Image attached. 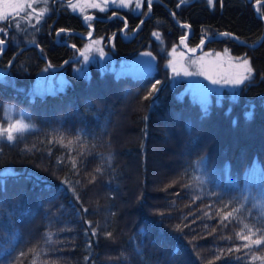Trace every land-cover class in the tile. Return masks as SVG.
Wrapping results in <instances>:
<instances>
[{
    "label": "trees",
    "instance_id": "obj_1",
    "mask_svg": "<svg viewBox=\"0 0 264 264\" xmlns=\"http://www.w3.org/2000/svg\"><path fill=\"white\" fill-rule=\"evenodd\" d=\"M256 1L223 0L221 7V0L213 6L192 0L178 7L177 0H152V13L131 39L122 34L120 17L91 19L94 36L103 37L116 57L150 50L156 69L116 73L91 62L83 74L79 57L62 66L64 87L44 94L32 90L37 74L48 67L37 46L20 50L9 67L14 52L37 41L59 67L78 56L59 40L81 47L86 38L80 33L90 28L65 1L60 15L53 11L39 28L3 26L7 38L4 32L0 37L9 48L0 67L9 69L0 74V130L10 124L8 103L27 109L31 123L13 133L14 141L0 138V264H264L252 260L264 256V245L243 249L238 235L251 231L258 238L264 202L223 187L232 181L242 187L255 161L264 176V36L257 46L218 37L230 32L258 42L264 0L255 6ZM184 23L192 28L189 46L217 36L205 49L245 55L254 69L252 80L234 95L212 93L207 115L183 92L185 80L172 82L166 68L169 55L162 44L166 50L177 44ZM60 29L65 31L57 35ZM156 81L161 83L155 102L144 99ZM229 211L233 215L224 219ZM237 247L241 251H228Z\"/></svg>",
    "mask_w": 264,
    "mask_h": 264
},
{
    "label": "rangeland",
    "instance_id": "obj_2",
    "mask_svg": "<svg viewBox=\"0 0 264 264\" xmlns=\"http://www.w3.org/2000/svg\"><path fill=\"white\" fill-rule=\"evenodd\" d=\"M146 1L149 2V0ZM188 1L190 0H177V6L179 7L180 5H182L183 3H187ZM7 2L16 3L20 2V0H7ZM23 2L25 3V7L21 11L20 17L15 18V20L10 17V21H0V27L1 25L2 27L3 25L6 26L5 24L7 23L8 27H11L15 30H33L36 27L39 28L40 26H42L44 21L47 19L46 17L49 16L50 13H52V0H23ZM121 2L122 0H115V3H113V0H70L69 6H76L75 12L80 13L83 16V20L86 24H90L91 19L86 21L84 17H89L88 14L94 13L93 10H107L109 7L115 6L117 8L129 10L134 13L143 12L144 0H131V8L120 7ZM124 2L127 3L128 0H124ZM137 2L140 3L141 7L140 9L135 10V4ZM214 2L215 0H212V3L208 4L210 6H213ZM3 4L4 0H0V11L3 10ZM93 5H96V7H93ZM71 10L73 9L71 8ZM29 13L31 14L30 19L25 20V17L28 16ZM37 16H40L39 23H37L36 20ZM15 22H18L20 24L19 28H15L14 26H12ZM191 29L192 28L190 26L188 28H185V32L182 36L184 37L183 45H181L179 40V42L175 44L172 48L166 50L164 45L162 44L163 50L166 51L169 55V58H167L168 60L166 66H168L167 68L169 69L172 82L184 79L186 85L184 87L183 92L188 91L203 106L204 100L206 99L208 107V104L211 102L212 93L222 94L224 91H230V93L234 95L242 86H232L223 83L212 84L211 80H209L208 77H211L213 80L219 81L234 79L242 71V69L238 67L242 59L249 58L245 55H235L228 49H205V47L203 46L204 44L202 45V48L196 53H190L185 49V42L188 44L187 41L190 35L192 34ZM89 32H91V30ZM89 32H87V34H89ZM91 33L92 35L88 36L85 39L83 45L81 46V51H84V48L89 44H93V46L96 47L94 42L96 40H100L101 43L100 45H98V47H101L103 49L104 56L100 57L95 51L89 52L88 62H85L83 60V57L81 56L83 66L81 67V69H79V72L83 74H89V64L91 62L98 63L100 66L109 70H113L116 73H131L141 75L153 72L156 69V56L150 50H143L138 54L132 56L125 55L122 57H116L113 52L107 50L103 37L94 36V33ZM123 35L125 37H128L130 35V32L124 31ZM218 37H220V35ZM173 48L176 49L175 54L172 53ZM193 48L195 47L190 46V49ZM146 53H150V56L145 55ZM192 60H195L196 64H192ZM10 64L8 65L9 67ZM171 66H175L179 70L186 69L189 72H199L202 74L193 76H184L183 74H181L180 76H173ZM52 70H50V68L48 67H45L37 74L32 87L33 94H44L47 92H53L64 87V85L68 81V78L65 72L62 71V67H54V69ZM2 72H6L4 67H0V73ZM209 88L216 90L208 91L207 89ZM5 113L6 116L10 118V124H15L17 120H19L20 122L18 127L23 125L29 126L31 123L29 112L25 108H19L12 103H8L6 106ZM223 187L227 189L231 188V190L233 189V191H231L233 196L242 194L243 198L244 196L246 198H251L255 203H258L260 205L264 202V176L260 164L257 161H255L250 167V169L247 171L243 180L242 187H240L236 181L226 182L225 184H223ZM223 187L220 190H223ZM224 191H226V189H224ZM261 195L263 196V201H261V199L258 200V197Z\"/></svg>",
    "mask_w": 264,
    "mask_h": 264
},
{
    "label": "snow or ice",
    "instance_id": "obj_3",
    "mask_svg": "<svg viewBox=\"0 0 264 264\" xmlns=\"http://www.w3.org/2000/svg\"><path fill=\"white\" fill-rule=\"evenodd\" d=\"M207 3L211 4L212 0H206ZM113 3H115V0H113ZM151 4V0H149V5ZM223 6V0H221V7ZM25 7V3L23 2V0H20V2H16V3H8L7 0H4V4H3V10L0 11V21H10V17L13 18V20H15V18L20 17L21 11L24 9ZM30 7V5H29ZM70 7L73 9V11H75L76 6L75 5H70ZM93 7H96V5H93ZM120 7H128L131 8L132 4H131V0H128L127 3L124 2V0H122ZM141 5L140 3H136L135 4V10L140 9ZM101 11H103V9H101ZM30 13L28 14V16L25 17V20H29L30 19ZM84 19L90 20L91 17H84ZM123 20V18H118ZM37 23H39L40 21V16L36 17ZM125 23V28L127 27V23L126 21H124ZM12 26H14L15 28H19L20 24L18 22H15ZM182 28H188V25H181ZM61 33H63L65 30L64 29H60L59 30ZM0 32H4L5 37L7 38V32L4 29H0ZM89 36L92 35L91 32H89L88 34ZM155 36V38L158 40L159 39V34L158 33H154L153 34ZM218 35L225 37V38H230L232 40L237 39L235 36H233L231 33L228 32H223V33H218ZM110 39V43H111V39ZM183 41H184V37L180 38V43L181 45H183ZM96 47L93 46V44H89L84 48V51H82L80 53V55L83 57V60L85 62L89 61V52L95 51L96 53H98V55L100 57L104 56V52L103 49L101 47H98V45H100V40H96L95 42ZM201 45L204 44V39H202L200 41ZM5 45V39H0V53H2L4 51V48L2 46ZM73 48H75L76 46L73 45ZM192 53L196 52V49L193 48L190 50ZM176 49L173 48L172 49V53L175 54ZM145 55H149L150 53H146ZM192 64H196L195 60L191 61ZM171 65V62H170ZM168 66H166L167 68ZM238 67H240L242 69V71L239 73V75L234 78V79H228V80H224V81H219V80H213L211 77H208L209 80H211L212 84H228V85H232V86H239V85H244L247 81L252 80L253 78V74H254V69L251 67V62L249 59H242L241 63L238 65ZM171 71L173 73V76H180L181 74H183L184 76H193V75H201L202 73L199 72H189L186 69L183 70H179L177 69L175 66H171ZM161 82L160 81H156L155 83H153L151 85V89L148 92V95L144 97V99H149V98H153V102H155V97H154V93H158L160 91V89L157 87V85H159ZM208 91H215L216 89H212L209 88L207 89ZM207 101L206 99L204 100V113L205 115H207ZM250 115V114H249ZM19 120H17V122L15 124H8L7 128H4L2 130H0V138L5 139L8 142L14 141L16 139V137H14L13 133L17 132V133H22L24 131H26V129L28 128V125H23V126H19ZM235 123V122H234ZM62 143V141H61ZM110 159V158H109ZM73 168H75V164L73 163ZM100 170L97 169V172H99ZM95 179V177L93 178V180ZM62 183H67L66 181L62 182ZM218 198H222V197H218ZM62 207V206H61ZM73 207L75 208V205H73ZM243 207V206H242ZM83 212L87 213V209H82ZM233 211H240L239 209H233ZM233 215L232 211L226 212L224 215V219H228L229 217H231ZM76 216L77 219H79L80 216V210L76 211ZM86 226L88 228L92 229V236L95 237L96 236V230L95 228H92V222L90 221H86L85 222ZM179 225H176V228H179ZM257 233H258V238L253 239V233H251V231L249 232L248 235H244V234H238L239 235V239L242 241H245V243L242 245L243 249H248V250H252L253 248L259 249L261 245H264V230L261 229H257ZM87 234V233H85ZM108 237L112 236L111 232L107 233ZM229 252L232 251H236L239 252L241 251V247H237L235 249H228ZM237 261L241 260V257H236L235 258ZM261 260L264 261V256L261 257H257L255 255L252 256V260Z\"/></svg>",
    "mask_w": 264,
    "mask_h": 264
},
{
    "label": "flooded vegetation",
    "instance_id": "obj_4",
    "mask_svg": "<svg viewBox=\"0 0 264 264\" xmlns=\"http://www.w3.org/2000/svg\"><path fill=\"white\" fill-rule=\"evenodd\" d=\"M63 1L69 3L70 0H52V2H51L52 13H53V11H54L55 15H57V16L60 15V8H59V6H62V4H59V3L63 2ZM119 9H120V8H117V7H115V6H112V7H109L107 10H103V11L99 10V11L104 12V13H110V14H111V13H114L115 16H118V17H120V18L122 17L123 20H125L126 23H127V27H126V28L124 27V28L121 30L122 34H123L124 31H126V30L130 27V25H132V24H136V25L134 26V28L132 29V32L130 33V35H129L128 37H125V38H127V39H131V38L135 35V33L137 32V29L143 24V22L145 21V19L148 18V16L152 13V4L149 5V2H147L146 0H144L143 12H141V13H134V12H133V14H132V13H130V14H126L125 12H123V10H119ZM146 11H147V12H146ZM52 13H50V14H52ZM144 13H145V14H144ZM142 14H144V15H142ZM95 15L101 17V15H97V14H95ZM91 19H95V18H91ZM109 19H112V18H109ZM82 20H83V16H82ZM83 22H84V20H83ZM84 23H85V22H84ZM85 24H86V23H85ZM5 25H6V24H5ZM86 25H87L88 27H90V26H93V27H94V24H91V23H90V24H86ZM3 26H4V25H3ZM0 28L3 29L2 25H1ZM59 32H60V31H58L56 34L58 35ZM92 32H94V31H92ZM0 33H1V32H0ZM86 34H87V33H86ZM87 35H88V34H87ZM0 39H3V38L0 37ZM64 41H67V40H64ZM67 42L71 43V44H69L70 46H73V45L76 46V44H74V43H72V42H70V41H67ZM104 42H105V41H104ZM5 43H6V45L2 46V47L4 48V51H3L2 53H0V61H2V57L6 54V50L9 48V44H8L7 39H5ZM105 44H106V46L108 45L107 42H105ZM75 49L77 50L78 55H79V52H80V53L82 52V51H81V47H79V46H76ZM18 52H19V50H17V51L14 52V54L12 55V57H11L10 60H9V64H10V63L13 61V59L17 56ZM76 57H77V56H75V57H70V58H76ZM79 57H81V55H80ZM79 57H78V58H79ZM70 58H68L65 62H63V63H62V66H63L64 64H66L67 62H69V61H73V60H71ZM78 58H76V59H78ZM76 59H74V60H76ZM9 64H8V65H9ZM50 64H51V63H50ZM47 66H48V64H47Z\"/></svg>",
    "mask_w": 264,
    "mask_h": 264
},
{
    "label": "water",
    "instance_id": "obj_5",
    "mask_svg": "<svg viewBox=\"0 0 264 264\" xmlns=\"http://www.w3.org/2000/svg\"><path fill=\"white\" fill-rule=\"evenodd\" d=\"M258 2H260V0H258V1H256L255 3H254V5L256 6V4L258 3ZM170 13L172 14V15H174V12L172 11V10H170ZM89 15V17H93V18H96V19H100V17H98V16H96L95 14H93V13H89L88 14ZM257 15L258 16H260V17H263L259 12L257 13ZM90 28H91V30L92 31H94V29H93V26H90ZM228 33H230V32H228ZM79 34V33H78ZM232 34V33H231ZM233 36H235L237 39V41L238 42H240V43H242V44H246V45H250V46H257L262 40H263V36H264V33H263V35L261 36V38H260V40L258 41V42H256V43H253V44H251V43H249V42H247V41H243V40H241V39H239L236 35H234V34H232ZM80 36H82V37H84V38H86V37H88L89 35H83V34H80ZM219 36V35H218ZM215 38H217V36H215V37H213V38H205L204 39V43H206L207 41H209L210 39H215ZM68 44H71V43H69V42H67ZM5 45H6V43H5ZM30 45H35V46H37V48H38V51H39V53L41 54V56L46 60V62H47V64H48V67L50 68V69H54L52 66H51V64H50V62H49V60L47 59V57L46 56H44L41 52H40V49H39V43L37 42V41H29L27 44H25L24 46H21L20 47V49H19V51L20 50H22V49H25V48H27L28 46H30ZM77 46V45H76ZM201 43H199L198 45H197V47L195 48L196 49V52L197 51H199L200 49H201ZM185 49L188 51V52H190V53H192L190 50V47H189V45L185 42ZM195 52V53H196ZM80 56V52H79V55L76 57V58H78ZM76 58H70L71 60H74V59H76ZM59 67H62V64L59 66ZM58 67V68H59ZM6 71H8V68L6 69ZM4 73V72H3ZM3 73H0V74H3Z\"/></svg>",
    "mask_w": 264,
    "mask_h": 264
},
{
    "label": "bare ground",
    "instance_id": "obj_6",
    "mask_svg": "<svg viewBox=\"0 0 264 264\" xmlns=\"http://www.w3.org/2000/svg\"><path fill=\"white\" fill-rule=\"evenodd\" d=\"M167 8H169V7H167ZM171 9L169 8V11H170ZM173 11V10H172ZM99 17V16H98ZM113 17H115V14L114 13H109L108 15H101V17H100V20H107V19H109V18H113ZM96 19V18H95ZM59 42L60 43H62V44H68L67 43V41H64V40H59ZM28 43V42H27ZM26 43V44H27ZM6 71V70H5ZM3 73V72H2ZM5 73V72H4Z\"/></svg>",
    "mask_w": 264,
    "mask_h": 264
}]
</instances>
